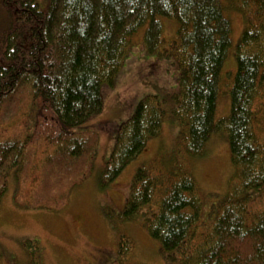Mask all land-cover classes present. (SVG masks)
Returning <instances> with one entry per match:
<instances>
[{
	"label": "trees",
	"instance_id": "1",
	"mask_svg": "<svg viewBox=\"0 0 264 264\" xmlns=\"http://www.w3.org/2000/svg\"><path fill=\"white\" fill-rule=\"evenodd\" d=\"M230 11L243 22L231 53ZM163 19L175 25L171 38ZM142 28L144 51L174 65L177 89L138 101L116 132L100 184L159 136L167 116L187 161L224 134L233 181L208 211L178 153L170 164L136 170L120 221L139 220L173 264H264V0H48L44 9L0 0V207L16 183V207L65 208L93 169L97 130L80 127L101 113L102 87H114ZM226 74L230 110L215 119ZM35 244L24 243L28 264H41ZM131 251L120 236L113 264L129 263Z\"/></svg>",
	"mask_w": 264,
	"mask_h": 264
},
{
	"label": "rangeland",
	"instance_id": "2",
	"mask_svg": "<svg viewBox=\"0 0 264 264\" xmlns=\"http://www.w3.org/2000/svg\"><path fill=\"white\" fill-rule=\"evenodd\" d=\"M35 1L41 9L48 3V0ZM230 12L228 15L233 28L231 53L243 22L238 13ZM162 24L164 37L171 38L175 31L174 23L163 19ZM143 32L144 28L139 29L114 87H102L101 113L80 127L97 130L93 169L77 188L69 192L65 208L57 212L30 207L20 209L13 201L16 183H9L0 207V264H28L29 257L24 247L28 240L37 244L41 264H113L120 236L128 237L132 248L129 263L124 264H173L161 256L158 243L148 236L139 220L120 221L136 170L153 163L170 164L179 153V161L191 172L206 211L229 190L233 169L226 136L213 134L205 155L187 161L178 146V126L169 116L165 118L159 136L149 140L136 159L129 162L109 184H100L116 132L132 115L138 101L147 95L167 99L177 89L174 65L146 54L142 46ZM228 58L223 71L230 74L235 64L232 55ZM227 74L217 98L215 119L229 114ZM170 106L172 101L164 104L165 108ZM22 191L23 197L28 199V189Z\"/></svg>",
	"mask_w": 264,
	"mask_h": 264
}]
</instances>
